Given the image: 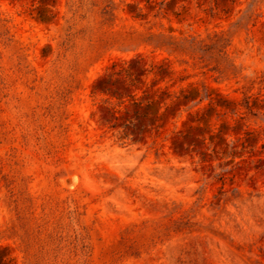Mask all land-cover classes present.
Wrapping results in <instances>:
<instances>
[{
	"label": "rangeland",
	"instance_id": "1",
	"mask_svg": "<svg viewBox=\"0 0 264 264\" xmlns=\"http://www.w3.org/2000/svg\"><path fill=\"white\" fill-rule=\"evenodd\" d=\"M0 264H264V0H0Z\"/></svg>",
	"mask_w": 264,
	"mask_h": 264
},
{
	"label": "trees",
	"instance_id": "2",
	"mask_svg": "<svg viewBox=\"0 0 264 264\" xmlns=\"http://www.w3.org/2000/svg\"><path fill=\"white\" fill-rule=\"evenodd\" d=\"M228 38L226 36V34L224 33V31H216L212 34H209L207 38H200L198 36H186L183 41H185V43L191 47L193 50H198L199 51H205V52H210L211 49L214 48V45H217V49L219 51L220 54H223V56L227 55V51H226V47L228 46V42H227ZM199 59V63L201 62H205V58L203 54H200L198 56ZM187 62V61H186ZM233 65V63H231ZM220 76L222 75V73H220V71H218ZM219 76H216L215 79L218 80ZM181 80H185L181 79ZM185 96H187V92L184 94ZM202 95V94H201ZM207 95H202V97L200 98V101L202 102L204 100V98H206ZM224 104H226V100L223 101Z\"/></svg>",
	"mask_w": 264,
	"mask_h": 264
}]
</instances>
